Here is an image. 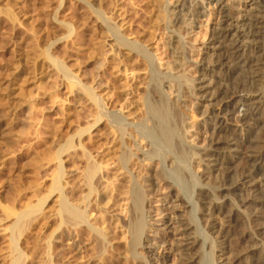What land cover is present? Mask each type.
Returning a JSON list of instances; mask_svg holds the SVG:
<instances>
[{"label":"bare ground","instance_id":"bare-ground-1","mask_svg":"<svg viewBox=\"0 0 264 264\" xmlns=\"http://www.w3.org/2000/svg\"><path fill=\"white\" fill-rule=\"evenodd\" d=\"M153 2L152 31H163L160 41L164 39L161 43L168 50L164 68L161 60H156V52L126 40L116 23L109 21L108 25L118 50H127V55L140 57L153 68L147 87L152 100L148 96L149 100H143L140 128L136 130L138 123L129 122V111V117L124 115L128 107L121 105L118 113H108L107 108L101 109L98 96L83 88L100 111L95 124L81 128L57 153L50 191L57 194V229H50L45 236L44 250L36 245L38 235L33 246L22 247L30 214L21 213L11 229L7 260L1 264H53L50 247L57 232L75 251L61 264H82L80 259L88 249L91 253L85 264H264V238L252 220L261 219L257 226H264V0ZM215 20L216 24L209 26ZM122 23L124 27L129 24ZM153 35L154 41L158 35ZM197 43L202 48H194ZM203 50L207 51L205 57L194 60L195 52ZM193 69L198 78L192 77ZM69 79L71 85H78ZM204 95L212 100L200 106ZM190 97L194 99L191 103ZM103 120L114 136L111 148L118 149L117 160L109 150L108 155L115 158L110 165L80 142ZM67 155L76 166L84 163L75 176L68 177ZM188 158L191 163L197 161L199 169L206 167L192 180L184 177L190 168L180 163ZM240 165L246 166V171L238 172ZM211 173L219 182H226L218 186L214 198L207 191L215 181ZM194 190L204 237L191 211L185 212ZM162 191L169 194L161 198V208H151L152 198ZM51 195L39 199L32 209L41 211ZM250 202L257 207L249 210ZM163 209L174 213L169 220L156 221L164 215ZM242 217L249 222L248 229H243ZM46 220L43 226L50 224ZM158 223L163 232L158 231ZM232 238L236 245L230 244ZM203 240L209 241L208 263L200 252Z\"/></svg>","mask_w":264,"mask_h":264},{"label":"rangeland","instance_id":"rangeland-1","mask_svg":"<svg viewBox=\"0 0 264 264\" xmlns=\"http://www.w3.org/2000/svg\"><path fill=\"white\" fill-rule=\"evenodd\" d=\"M175 1L171 0L173 3ZM152 2L153 0H0V264L7 260L11 229L21 213L30 214L26 219L28 223L24 230L22 247L33 246L35 235H38L36 245L44 250L47 245L45 236L57 229L59 220L58 203L55 201L57 194L50 193L54 172L58 166L57 153L81 128L95 124L100 111V107L96 108L84 89L92 90L103 103L101 109L107 108L108 113H118L121 105L128 107L124 115L130 116L129 122L138 123L135 124L138 125L137 128L135 126L136 130L140 128L139 122L143 120L145 113V110L143 111L145 108L142 107L143 100L151 99L150 95H147L149 93L147 87L152 81L150 78L153 68L146 60L136 58L130 53L127 55V50H118L109 34L108 25L109 21L116 23L121 27L119 32L126 40L137 41L151 52H156L155 58L161 60L164 68L169 57L168 50L165 49V44L161 43L164 39L160 41L163 37L159 35L161 36L163 31L160 34L159 31L158 34L152 31L154 29ZM123 21L129 24L124 27ZM216 22L217 20L209 22V26L215 25ZM151 33L158 35L154 41L152 37L155 35L152 36ZM194 48H202V44L197 43ZM205 53L206 50L201 53L195 52L194 60L200 61L205 57ZM190 73L193 74V78L199 77L198 71L194 69ZM68 77L78 85H71L72 80ZM209 91L213 92V89L210 88ZM193 93L203 96L199 91L194 90ZM147 96L148 98H145ZM206 97L204 95L202 101L199 100L200 106L210 104L208 101L212 100V97L209 95ZM193 100L190 97L189 103ZM111 133L107 121L103 120L85 133L80 141L93 156L97 155L99 160H104L107 164L102 162L106 165L112 164L111 161L115 162L117 156L115 152L117 148H111L114 139ZM139 139L136 141L138 145L141 144ZM110 149L113 150L115 158H112L113 154L108 155ZM101 155L105 157L102 158ZM66 157L68 158L65 161L69 159V155ZM108 158L111 159L109 162ZM187 161L191 160H180L181 166L186 165L191 170L184 175L187 180H192L191 177L195 178L206 169L203 166L199 169L197 161L194 163ZM80 162L78 168L71 159L67 161L68 177L79 173L82 165L84 166L83 161ZM244 165L243 167L240 165V170L238 167V172L246 171ZM139 168V166L136 168L138 173L142 170ZM211 177L213 179L215 177V181L209 183L207 191L214 198L215 194L217 196L218 186L226 182L223 180L219 182L220 178L217 179L214 173H211ZM151 179L153 178H150V182ZM102 187L99 186L100 191ZM168 192L155 194L150 207L161 208L162 199L167 197ZM196 193L195 190L191 192L187 199L190 204L187 205L188 209L185 212L191 211L189 213L196 218L200 232H203L205 230L200 221L203 216L199 214ZM49 195L51 197L41 211L32 209L38 204L39 199ZM191 205L192 208L189 207ZM257 205L250 202L248 208L252 210ZM31 210L35 214L30 213ZM173 213L174 211H165L164 215L155 219L169 220ZM155 215L153 214L154 217ZM238 215L241 216V213ZM46 219L50 224L43 226ZM257 219L252 218L253 225H256V231L264 238V226L258 227L261 219ZM242 220L245 221V218L242 217ZM158 224L160 226L158 231L163 232V225ZM248 227L249 222L246 220L243 229ZM202 232L200 234L204 237ZM84 238H87L86 235ZM231 240L233 238L229 240L230 244L236 245ZM52 242L50 248L54 255L53 264L68 261L73 256L72 253H75L72 246L64 243L62 235L58 232ZM203 242L200 252L203 255V262L208 263L209 241ZM90 253V249L85 251L84 257L79 261L82 264L87 263Z\"/></svg>","mask_w":264,"mask_h":264}]
</instances>
